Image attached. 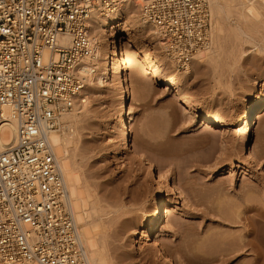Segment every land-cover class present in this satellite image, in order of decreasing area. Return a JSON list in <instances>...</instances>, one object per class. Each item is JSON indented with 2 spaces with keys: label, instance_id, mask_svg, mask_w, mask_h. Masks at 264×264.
<instances>
[{
  "label": "rangeland",
  "instance_id": "1",
  "mask_svg": "<svg viewBox=\"0 0 264 264\" xmlns=\"http://www.w3.org/2000/svg\"><path fill=\"white\" fill-rule=\"evenodd\" d=\"M242 1L243 8L241 0L230 1L215 60L199 66L192 62L189 78L182 79L186 94L201 105L199 111L182 109L172 88L140 71L145 66L131 51L127 74L136 83L129 99L134 149H124L116 126L119 112L114 88L109 84L103 93L93 91L95 100L81 118L82 152H77L80 159L77 154L76 160L91 200L100 206L94 201L100 209L95 220L102 224L98 223L102 230L98 227L97 231L109 264H165L156 248L184 264L253 263L250 251L231 249L246 240L243 215L236 219L244 207V193L250 192L251 200L264 206V194L261 198L257 191L264 177V109L250 152L239 140L245 112L264 98V0ZM123 19L131 20L130 11ZM241 28L249 38L241 37ZM147 34L137 50L141 56L150 52L151 57L160 58L164 74L181 71L171 67L165 50ZM122 35L119 31L118 37ZM201 115L240 121L230 130L209 129L198 124ZM81 155L86 156L84 160ZM140 155L183 196L176 198L172 191L156 185ZM159 194L165 197V210L157 246L149 237L151 226L144 222L152 218Z\"/></svg>",
  "mask_w": 264,
  "mask_h": 264
},
{
  "label": "built area",
  "instance_id": "2",
  "mask_svg": "<svg viewBox=\"0 0 264 264\" xmlns=\"http://www.w3.org/2000/svg\"><path fill=\"white\" fill-rule=\"evenodd\" d=\"M130 1L175 67L186 70L210 46L206 0ZM118 2L0 0V128L19 123L17 144L0 152V264H89L46 134L58 114L83 100L76 66L90 53L89 16ZM65 34L68 48L57 43Z\"/></svg>",
  "mask_w": 264,
  "mask_h": 264
},
{
  "label": "bare ground",
  "instance_id": "3",
  "mask_svg": "<svg viewBox=\"0 0 264 264\" xmlns=\"http://www.w3.org/2000/svg\"><path fill=\"white\" fill-rule=\"evenodd\" d=\"M230 1L232 0H206L211 15V44L207 49L199 52L194 57L192 62L197 66L202 63H212L217 57L221 49L220 41L224 31L223 18L224 16L228 15L229 17L230 15V12L227 11V8L230 9L229 4L232 3H230ZM244 3L245 2L241 0L242 8L245 6ZM137 4L138 2L135 1L119 0L118 4L107 13L92 11L93 13L89 16L86 23L90 53L81 58L76 66L78 77L83 83L82 95L80 96V99L83 100L79 102L80 104L62 112L60 115L58 114L55 121V128L47 130L46 134L48 146L54 153L62 175V181L67 191L68 202L77 226L78 237L85 249L89 264H109L103 251L104 245L103 241H101L102 238H100L101 235H99L97 231L100 221L97 222L98 219L95 220V216L99 214L100 206L94 200L99 208L96 207L97 205L92 201L93 198L90 197L91 193H89L90 191L87 188V184L83 182L84 180H81L82 175L80 176V174L83 172L80 171L81 169H79L76 160L79 156L77 152L80 147H82V135L80 132L83 125H81V118L85 117L90 109L91 101L95 100L94 98V100L92 99L93 93L104 92L109 84L114 88L115 101L119 112L116 126L120 132V145L124 149H134L130 142L129 99L131 94H133L132 89L136 87V83L129 80L127 74L129 66L127 56L131 51L138 57L139 62L145 66L144 69L140 71L145 72L152 77L154 81H160L164 85L172 88L174 95L178 97L180 103L184 105L182 109L185 111H199L201 109L199 102L186 94L183 84L182 79H188L190 76L191 72L188 70L190 66L186 70H176L171 74H164V68H160L158 65V63L161 62L160 58L157 56L151 57L150 52L144 57L137 51L139 45H143L142 40L145 38V33L151 34V36L153 35L156 38V41L154 40L155 43L164 49L163 42L156 30L141 19L139 6ZM127 11H130V21L123 19V15ZM242 11L241 17H245ZM119 31L123 32V35L120 37H118ZM243 35L249 38L246 31L241 28V37ZM243 40L244 42H248V39ZM57 43H59L60 47L68 48L71 44L70 35L65 34L61 36L57 39ZM150 49L152 50V48ZM154 52L155 51H152V53ZM48 58L49 51L44 49L43 60L45 61ZM165 62H167V60ZM171 63V67H173L174 64L173 62ZM97 96L98 95L94 97ZM263 109L264 98L249 106L244 114V127L240 133L239 140L242 148L247 151L249 149V152L251 139L257 133L258 127L262 121ZM239 121L240 118H238V120L228 121L217 115H201L198 124L209 129L230 130L229 128L236 125ZM18 124V121L12 120L1 125L0 152L17 144ZM39 128L40 130L45 129V125L41 124ZM79 152L81 154L82 149ZM83 157L82 159L84 160L86 156ZM140 157L147 171L154 174V183L156 185L166 191H172L176 198L183 196L181 190L178 188L174 190L167 182L164 175L156 171L151 162L147 161L141 155ZM257 191H259L262 198L264 194V177L257 186ZM249 193L250 192L244 193V207L236 214V219L240 218V214L243 215L241 216V220L243 219V225L246 227V240L242 239L239 244L240 246L236 249L232 247V249H230L231 252L236 250L250 251L253 255L252 264H264V206L260 203L253 202ZM164 200L165 197L162 194H159L155 198L152 205L153 216L150 220L144 222L145 225L151 226L149 237L154 239L155 245H157L156 238L158 227L163 222L165 210L163 204ZM168 208L169 207L166 209ZM247 211L251 212L252 215H245ZM96 218H100V216ZM100 226H102V224H100ZM99 228L102 230V227ZM100 229L99 231L101 232ZM228 250L225 251L230 253V250ZM156 254L165 264H184L183 262H176L160 248H156ZM20 264L36 263L23 262Z\"/></svg>",
  "mask_w": 264,
  "mask_h": 264
}]
</instances>
